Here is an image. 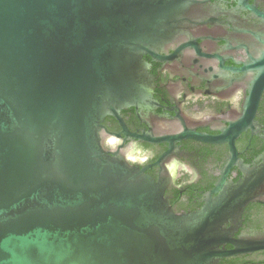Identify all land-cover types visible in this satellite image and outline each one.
<instances>
[{"label": "water", "instance_id": "water-1", "mask_svg": "<svg viewBox=\"0 0 264 264\" xmlns=\"http://www.w3.org/2000/svg\"><path fill=\"white\" fill-rule=\"evenodd\" d=\"M172 2L0 0V264H221L264 251V234L234 236L264 197V164L177 215L104 149L103 120L149 96L143 56L172 35Z\"/></svg>", "mask_w": 264, "mask_h": 264}, {"label": "flooded vegetation", "instance_id": "flooded-vegetation-1", "mask_svg": "<svg viewBox=\"0 0 264 264\" xmlns=\"http://www.w3.org/2000/svg\"><path fill=\"white\" fill-rule=\"evenodd\" d=\"M171 6L172 35L143 56L149 96L103 120V145L184 215L264 164V0ZM239 225L235 237L264 234V197L247 204ZM220 263L264 264V251Z\"/></svg>", "mask_w": 264, "mask_h": 264}]
</instances>
